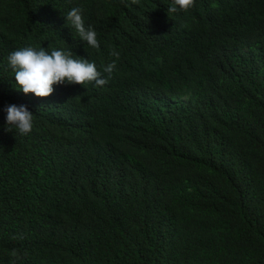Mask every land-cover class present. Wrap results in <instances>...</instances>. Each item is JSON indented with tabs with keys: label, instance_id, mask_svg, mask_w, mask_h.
Instances as JSON below:
<instances>
[{
	"label": "trees",
	"instance_id": "obj_1",
	"mask_svg": "<svg viewBox=\"0 0 264 264\" xmlns=\"http://www.w3.org/2000/svg\"><path fill=\"white\" fill-rule=\"evenodd\" d=\"M171 3L0 0V264H264V0ZM27 46L120 57L37 98L7 62Z\"/></svg>",
	"mask_w": 264,
	"mask_h": 264
},
{
	"label": "clouds",
	"instance_id": "obj_2",
	"mask_svg": "<svg viewBox=\"0 0 264 264\" xmlns=\"http://www.w3.org/2000/svg\"><path fill=\"white\" fill-rule=\"evenodd\" d=\"M125 0H121L124 3ZM131 4H138L139 0H130ZM195 4V0H172L168 12L176 13L178 10L187 12ZM127 6V5H126ZM78 7L72 8L66 16V20L76 30L81 41L93 49H99L100 45L95 30L85 21ZM110 55L115 57L111 63L97 70L94 62L85 58H76L71 50L53 49L50 52L44 47H22L12 51L7 62L14 73L16 88L25 95L31 93L37 98H47L54 91V85H87L94 83L102 87L108 83L119 60V51L113 50ZM107 74V75H105ZM6 112V130H15L22 136L32 132L34 116L25 105H9ZM13 256L18 254L13 252Z\"/></svg>",
	"mask_w": 264,
	"mask_h": 264
}]
</instances>
